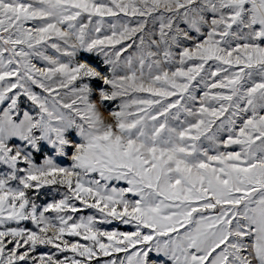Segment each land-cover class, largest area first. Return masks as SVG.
<instances>
[{
	"label": "snow or ice",
	"instance_id": "1",
	"mask_svg": "<svg viewBox=\"0 0 264 264\" xmlns=\"http://www.w3.org/2000/svg\"><path fill=\"white\" fill-rule=\"evenodd\" d=\"M0 264H264V0H0Z\"/></svg>",
	"mask_w": 264,
	"mask_h": 264
},
{
	"label": "rangeland",
	"instance_id": "2",
	"mask_svg": "<svg viewBox=\"0 0 264 264\" xmlns=\"http://www.w3.org/2000/svg\"><path fill=\"white\" fill-rule=\"evenodd\" d=\"M118 225H111V226H106V227H117Z\"/></svg>",
	"mask_w": 264,
	"mask_h": 264
},
{
	"label": "clouds",
	"instance_id": "3",
	"mask_svg": "<svg viewBox=\"0 0 264 264\" xmlns=\"http://www.w3.org/2000/svg\"><path fill=\"white\" fill-rule=\"evenodd\" d=\"M104 118H105L106 120H107V119H109V117H108V116H105Z\"/></svg>",
	"mask_w": 264,
	"mask_h": 264
}]
</instances>
